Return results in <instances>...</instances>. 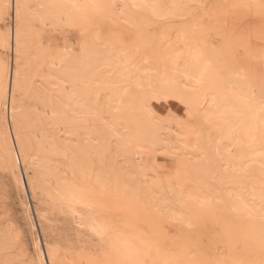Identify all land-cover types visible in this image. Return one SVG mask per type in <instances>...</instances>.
Instances as JSON below:
<instances>
[{
  "label": "bare ground",
  "instance_id": "obj_1",
  "mask_svg": "<svg viewBox=\"0 0 264 264\" xmlns=\"http://www.w3.org/2000/svg\"><path fill=\"white\" fill-rule=\"evenodd\" d=\"M162 1L167 4L163 10ZM190 1L112 0L108 15L122 24L131 20L132 7L140 6L151 15L172 18L183 16L182 7ZM98 4L99 0H0V20L5 13L10 19L9 25H0V48L10 53L6 57L0 53V168L19 191L25 195L28 188L31 198L37 200L36 221L44 241L42 250L31 208L22 201L36 256L29 259L20 251H12L16 244L13 222L2 220L0 264H193L183 237L164 246L159 238L140 235L133 219L112 213L108 205L111 195L146 202L157 212L189 226L195 222L198 209L212 201L221 202L223 211L243 220L264 219V114L261 106L253 109L254 101L264 92V39L263 43L256 42L264 33V20L261 18L262 23L249 33L241 31L245 40L241 59L235 63L227 57L230 65L225 72L219 71L220 76L209 77L211 67L218 70L222 66L218 51L204 43L189 47L183 43L182 34L176 49L160 57L171 67L170 76L150 74L148 64L140 66V70H147L144 77L149 95L162 91L178 94L184 112L171 107L170 111L177 114L172 115L178 117L182 133H161L162 120L167 122L169 115L158 113L155 121L150 109L142 116L134 114V122H126L124 132L121 122L127 120V107H122L133 94L127 88L113 91L114 99L102 103L98 66L112 60L123 62L127 48L109 44L105 51L100 47L106 39L94 32ZM252 4L256 13H264V1ZM60 26L79 31L78 53L43 35L46 29L55 31ZM190 29L181 30L187 33ZM163 63L158 64L161 70ZM196 104L201 105V123L197 125L188 120ZM209 129L221 131L212 138ZM230 134L236 139L232 138L234 145L237 143L234 152H229L222 141ZM159 148L176 157L173 172L163 177L141 162L147 158L143 155L146 149ZM119 156L125 159L123 168L118 166ZM248 159L254 161L253 174ZM26 166L32 169V178L23 177L21 169ZM90 177L97 189L89 190L83 184ZM79 211H84L89 231L98 237L97 253L90 256L91 252L82 249L75 257L70 251L58 253L46 238L50 214L76 217ZM246 237L239 250L229 243L219 258L204 264H264L259 262L258 240Z\"/></svg>",
  "mask_w": 264,
  "mask_h": 264
},
{
  "label": "rangeland",
  "instance_id": "obj_2",
  "mask_svg": "<svg viewBox=\"0 0 264 264\" xmlns=\"http://www.w3.org/2000/svg\"><path fill=\"white\" fill-rule=\"evenodd\" d=\"M254 1L256 0L245 2L242 0H202V2L191 0L189 2L190 5L187 4L185 7H182V13L184 14L183 16L172 15L170 16L172 18H168L169 16L151 15L149 12L144 11L140 6L132 7V12L130 15L131 20L123 21L122 24H118L115 22L114 16L108 15L112 0H99V4L95 9L94 14V23L96 24H94V32H96L100 38L104 40L106 39V43L100 44V47L105 51L106 48L110 47L109 44H120L124 46V48H127V58H125L123 62L115 63V61L112 60L106 64H100L98 66V87L101 86L99 87L100 101H102V103H106L105 99H107V101L114 99V97L111 95L113 91L120 92L124 88H127V92L133 95H129L131 97L130 99L127 98L124 100V105L122 108L125 110V107H127L124 111V116L127 118V120H129L121 122L123 127L125 124H128L126 122H134V120L131 121L134 114L139 115L140 113V116H142V112L145 109H150L152 110L151 112L153 114H151V116H153L154 119L155 117H158V113H167L166 116L169 115L171 118L170 119L168 117L167 122L162 120L160 129L161 133H177L178 131L179 134L182 133L180 132L182 130L179 128V125L181 124L178 122V117H174L175 115L177 116V114L174 115L170 111L172 108L173 110H177V112L180 111V114L184 112L183 106L180 103V99L177 98L178 94L176 95V93L174 94L172 91H162V93H158L159 95H149L144 77L147 70H140V66L146 67L148 64L147 67H150L151 70L150 74L152 73L157 75V73L162 72L163 74L170 76V72L172 71L171 67L168 66V64L163 63L160 57L162 55H166L170 51L175 50L179 38L183 35V43L189 47L190 45L200 47L204 43V45L208 44L218 51L219 54H216V56H220L218 58L220 59V64L222 66L218 70H216L214 67H211L209 71V77L214 75L220 76L221 72L219 71L223 70V72H225V70L230 65L226 60L227 57L229 60L232 59L231 61H235V63L241 59L243 52L242 46L244 45L245 41L244 39L242 40L243 37H241V31L244 34L247 32L249 33V31H251L249 29H252L253 26V28H255L258 24H260V22L262 23L264 20V15H262L264 13L260 14L258 11L256 13L254 8L255 6L253 5L256 2L252 4ZM160 5L161 10L167 7L165 1H162ZM252 10L254 11L253 13ZM255 15H258L257 17L259 18H257ZM9 24L10 19L5 13L3 18L0 20V25L2 28H4ZM187 27H192L193 30L190 29L189 32L183 33L182 30H184V28L186 29ZM66 28L68 27L60 26L59 29L57 28L55 31H50L48 29L49 32L46 29V31L43 32V35L49 36V40L52 39L50 40L51 42L59 41L58 43L63 45V47H67L68 49L73 50L75 53H78L79 40L82 38L81 34L74 27H69L68 29ZM243 30L246 31L244 32ZM255 30L256 32L258 31V29ZM238 34H240V36H238ZM192 37L194 38L192 39ZM259 37L261 39L258 38L259 40L257 39L256 42L263 43L262 39H264V33ZM237 39V42L239 43L236 42ZM2 52L3 50L0 48V53ZM7 53H9V51H4L1 54L2 57L4 55V57H6ZM148 60L151 63H149ZM159 62L163 63L165 66L163 70L159 68ZM121 70H123L124 73ZM134 74L136 76L138 75V78ZM137 79L138 81H136ZM174 81H177V78L174 79ZM136 83L137 86L141 87L138 88ZM215 86L218 85L215 84ZM111 96L113 98H111ZM112 103L114 106L116 105L114 100ZM259 106H261L260 110L264 114V92L262 93L261 98L254 101L253 109ZM192 107H194L196 110L190 113L188 120L190 119L189 122L191 124H200L201 117L198 113L201 112V105L196 104ZM103 116L107 115L104 113ZM164 126H166V128ZM163 128L167 130V132L163 130ZM262 128H264V126ZM126 129L127 125L123 128V131L125 132ZM220 131V129H209L212 138L215 133L217 135L214 137L218 136ZM232 138L235 139L234 135L230 134L227 138L229 140H222L224 143L223 145L230 147H228L229 152H234V149L237 148V143L235 146V141H233ZM147 150L148 152L143 154L146 155L147 158H142L141 162H144L146 165L151 167L152 170H154L157 174L156 176L163 177L173 172L176 163V157L173 153L167 152L166 150L165 152L163 148L155 149V151H151V149H146V151ZM162 151L165 153L163 154ZM159 152L162 153V155H158ZM154 156H156V158ZM227 157L229 158L230 154H228ZM122 159H124V157L119 156L118 166H120V168H123L124 165L125 159ZM153 160L155 164L152 162ZM248 162L253 165L254 161L248 159ZM60 167H62V165H60ZM250 168V173L253 174L254 165ZM21 171L23 172L24 178L25 176L32 178L34 175L32 169H30L28 166H26L25 169H21ZM91 178L92 177L87 179V181L84 180L83 184L89 187V190L97 189V186H95L97 183L93 181V179L91 182ZM211 180L214 181V178ZM14 187L15 186L13 185L11 179L7 178L6 172L0 168V221L10 220L13 222L12 226L15 233L16 244L12 248V251H20L26 258L33 259L34 256H36L34 255V236H32L33 234H31L29 225L26 222V215L23 213L24 205L22 203H27V205H29L31 208V214L36 226L35 235L39 238L41 242V248L43 250L44 241L41 236L40 228L36 221L35 215V206L38 202L36 199L31 198V193L29 189L26 188V186L25 188L27 193L25 195L22 191H19L16 187ZM105 192L106 196H108V191L106 188ZM112 196L113 198H111ZM119 196L121 195L110 196V203L108 205L109 207L113 208L112 213H114V215L117 214L116 216L122 217L123 219H133L140 235L154 239L159 238L163 240L164 246H167V244L171 245L172 243L176 244L179 242L177 241L179 237H183L181 240H185L183 242L188 247L189 258L192 256V258H190V262L193 264L196 262V260L198 263L204 264L213 258L217 259L219 258L220 253L225 251L223 248H229L231 245H233L236 250H239L241 248V242L243 239L245 240L247 238L246 236L253 237L254 239L258 240V248L260 249L259 262L264 261V219L254 221L252 220L251 222L249 220H243L233 216L230 212L228 213L223 211V204L221 202L212 201L211 204L203 205L198 209L199 214L195 217V222L189 226L187 223H184L183 221L181 222L180 219H175L163 214L162 212H157L155 207L152 209L151 206L146 202L142 203L133 197H131V199L130 197H127V199L125 196ZM83 214L84 211H79L76 217H73L67 213H62L60 216L50 214V220L48 221L51 225V228H47L46 238H48V242L51 244V246L59 250L58 253H61V251H70L74 257L80 254L79 250L81 249L84 252H88V254L91 252L89 254L90 256L93 255V253H97L96 251L99 248L97 245L99 243L98 237L89 231ZM161 214L166 218H164ZM186 242L190 243L188 244ZM229 243H231V245ZM227 244L229 245L227 246Z\"/></svg>",
  "mask_w": 264,
  "mask_h": 264
}]
</instances>
